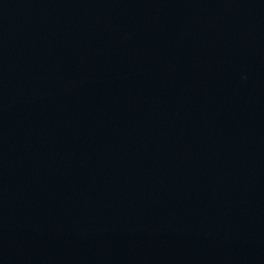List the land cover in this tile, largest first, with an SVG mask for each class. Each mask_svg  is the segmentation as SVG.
I'll return each mask as SVG.
<instances>
[{
	"label": "water",
	"instance_id": "water-1",
	"mask_svg": "<svg viewBox=\"0 0 264 264\" xmlns=\"http://www.w3.org/2000/svg\"><path fill=\"white\" fill-rule=\"evenodd\" d=\"M0 264H264V0H0Z\"/></svg>",
	"mask_w": 264,
	"mask_h": 264
}]
</instances>
